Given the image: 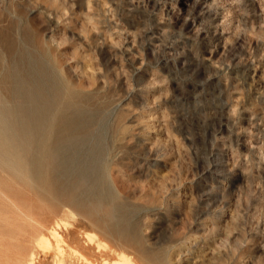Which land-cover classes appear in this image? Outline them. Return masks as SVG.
Wrapping results in <instances>:
<instances>
[{
    "label": "rangeland",
    "instance_id": "rangeland-1",
    "mask_svg": "<svg viewBox=\"0 0 264 264\" xmlns=\"http://www.w3.org/2000/svg\"><path fill=\"white\" fill-rule=\"evenodd\" d=\"M17 83L72 103L134 231L0 171V264H264V0H0V104Z\"/></svg>",
    "mask_w": 264,
    "mask_h": 264
},
{
    "label": "bare ground",
    "instance_id": "bare-ground-1",
    "mask_svg": "<svg viewBox=\"0 0 264 264\" xmlns=\"http://www.w3.org/2000/svg\"><path fill=\"white\" fill-rule=\"evenodd\" d=\"M13 91L21 100L19 104H0V171L32 190L52 208L74 207L119 238L133 240L134 227L107 182L101 143L87 150L84 147L88 140L64 129L72 103L63 104L58 97L33 93L20 83ZM38 225L46 228L43 223ZM58 227L59 223L48 228L49 236L41 232L37 240L45 248H55L57 254H63L61 245L65 239ZM96 246L100 250L103 245ZM103 264L136 263L127 254L117 253L115 259H105Z\"/></svg>",
    "mask_w": 264,
    "mask_h": 264
}]
</instances>
